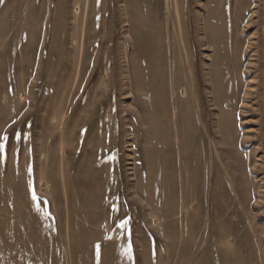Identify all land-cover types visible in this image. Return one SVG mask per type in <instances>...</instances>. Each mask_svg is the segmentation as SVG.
<instances>
[{
  "label": "rangeland",
  "instance_id": "374dc122",
  "mask_svg": "<svg viewBox=\"0 0 264 264\" xmlns=\"http://www.w3.org/2000/svg\"><path fill=\"white\" fill-rule=\"evenodd\" d=\"M0 143V264H264V0H0Z\"/></svg>",
  "mask_w": 264,
  "mask_h": 264
},
{
  "label": "snow or ice",
  "instance_id": "6c2138e0",
  "mask_svg": "<svg viewBox=\"0 0 264 264\" xmlns=\"http://www.w3.org/2000/svg\"><path fill=\"white\" fill-rule=\"evenodd\" d=\"M2 139H5L6 140V136H4ZM4 148V144L3 143H0V150H3ZM33 200L36 202L35 203V210L37 212H41L43 211L45 215H50V213L47 212L46 210V207L44 209L41 208V201H40V198H38L35 193L33 192ZM44 205L47 204V201H44L43 202ZM128 224V219H124V220H121L118 224V228H125ZM107 238H111V237H107ZM97 248V255H99V245L96 246ZM125 251L127 252V254H129V256H131V252H132V243H131V232L130 230L128 231V244H127V247L125 249Z\"/></svg>",
  "mask_w": 264,
  "mask_h": 264
}]
</instances>
